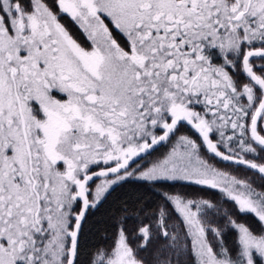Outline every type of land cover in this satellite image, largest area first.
I'll return each mask as SVG.
<instances>
[{
  "label": "snow or ice",
  "instance_id": "1",
  "mask_svg": "<svg viewBox=\"0 0 264 264\" xmlns=\"http://www.w3.org/2000/svg\"><path fill=\"white\" fill-rule=\"evenodd\" d=\"M0 264H264V0H0Z\"/></svg>",
  "mask_w": 264,
  "mask_h": 264
},
{
  "label": "trees",
  "instance_id": "2",
  "mask_svg": "<svg viewBox=\"0 0 264 264\" xmlns=\"http://www.w3.org/2000/svg\"><path fill=\"white\" fill-rule=\"evenodd\" d=\"M182 131H184L183 129H182ZM163 148H161L160 149V151L162 150ZM178 187V186H177ZM131 188V186H128V185H126L125 186V191H127L128 189H130ZM172 190H175V189H172ZM118 192H121V190H117ZM140 191H143V189H140ZM121 194H124L123 192H121ZM212 194V196H215L213 193H211ZM210 194V195H211ZM113 195H115V193L113 194ZM111 199V198H110ZM107 207V205L105 206V208ZM104 212H105V209H101V212L100 213H98V217L99 216H102L103 214H104ZM242 219H245V220H247L248 222H250V223H255V220H254V217H252V216H248V217H242ZM131 222V221H130ZM129 226H131V223H129ZM98 238H96V237H90V239H89V243H94V242H96V240H97Z\"/></svg>",
  "mask_w": 264,
  "mask_h": 264
},
{
  "label": "rangeland",
  "instance_id": "3",
  "mask_svg": "<svg viewBox=\"0 0 264 264\" xmlns=\"http://www.w3.org/2000/svg\"><path fill=\"white\" fill-rule=\"evenodd\" d=\"M161 151H164V149H162ZM213 194L215 195V193H213ZM228 207L231 208L232 206L231 205H228ZM129 223H131V222H129Z\"/></svg>",
  "mask_w": 264,
  "mask_h": 264
}]
</instances>
